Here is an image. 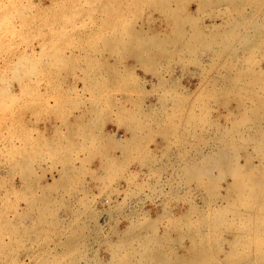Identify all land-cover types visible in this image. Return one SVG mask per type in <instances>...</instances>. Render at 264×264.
Returning a JSON list of instances; mask_svg holds the SVG:
<instances>
[{
	"label": "rangeland",
	"instance_id": "374dc122",
	"mask_svg": "<svg viewBox=\"0 0 264 264\" xmlns=\"http://www.w3.org/2000/svg\"><path fill=\"white\" fill-rule=\"evenodd\" d=\"M199 1L0 0V264H108L113 260L111 256L113 264L123 258L132 264H147L142 250H138L140 244L133 238L143 232L154 234L157 240L152 248L169 253L173 260L178 256L189 260L201 247L204 254L201 252L198 258L203 264H264V200L251 202L247 197L246 203V198L238 200L235 193L223 194L224 182L230 180V175L223 176L222 170L213 166L214 161L201 158L205 152L214 154L224 142L237 140L240 147L232 148L234 155H230L235 158L229 163L245 164L249 160L262 165L264 158L261 160L253 141L264 132V120H256L259 115L264 118V109L259 105L264 104L260 101L264 94L252 92L251 88L260 89L264 84V72L259 71L264 68V45L243 54L244 48L243 53L239 52L241 44L236 38H227L226 30L237 23L243 24L239 30H244L243 22L249 19L243 16L244 1ZM233 17L236 21L232 23ZM229 21L231 26L226 24ZM214 25L224 26L214 29ZM139 41L140 46L134 49ZM220 42L228 44L227 50H223L226 43ZM231 47H235L233 51L240 49L235 50L236 56L235 52L232 56ZM248 53L253 54L251 58ZM251 61L257 63L253 66ZM246 67L253 71L252 77L262 76L250 88L241 84L244 75L239 76ZM231 83L236 89L244 86L236 90L230 88L234 86ZM62 94L66 101L61 100ZM62 101L69 103L68 110L88 108L94 134L84 137L91 158L87 169L80 159L66 161V151L52 149L39 130L25 128L35 108L48 117ZM237 101L246 103L241 106ZM248 106L255 107L258 114L253 111V115L257 118ZM243 107L247 120L256 119L253 123L244 121V135L231 139L232 130L242 125L237 112ZM69 114H60V120ZM233 118L238 119V124ZM107 125L119 131L108 136ZM252 128L261 132L254 135ZM118 133L121 136L116 138ZM95 159L96 168L92 167ZM205 166L210 171L202 168ZM233 195L243 206L226 200ZM144 218L145 222L149 218L147 227L141 222ZM240 237L245 239L230 245Z\"/></svg>",
	"mask_w": 264,
	"mask_h": 264
},
{
	"label": "bare ground",
	"instance_id": "6f19581e",
	"mask_svg": "<svg viewBox=\"0 0 264 264\" xmlns=\"http://www.w3.org/2000/svg\"><path fill=\"white\" fill-rule=\"evenodd\" d=\"M239 1H241V0H239ZM244 1V5L246 4V5H248V6H250V10L248 9V10H246L245 9V6H244V8H242V7H240V8H242V9H244V13H243V16L244 15H248L249 16V19L247 20V19H245V20H247L246 22H243L244 23V30H239V29H242V28H239V26L240 27H243L241 24H239V23H237V22H235V23H237V26H238V28H236L235 26H233V27H231L228 31L226 30V34L228 35L227 36V38L230 36L232 39H233V41L235 40L234 38H236V41L237 42H239L241 45H243V46H241L240 44H238L237 46H239L240 45V51L239 50H237V48L235 49L236 51H239V52H242V47L244 48V52L245 51H247V52H251L252 53V51L254 50V48L256 49V48H260V46H262V45H264V0H242V2ZM199 2H201V0L199 1ZM204 2H206V0L204 1ZM203 2V3H204ZM223 2V1H222ZM235 2V1H234ZM238 2V1H237ZM209 3V2H208ZM219 4V3H218ZM235 4V3H234ZM237 4V3H236ZM240 4V3H239ZM197 5V4H196ZM233 6V5H232ZM231 8V7H230ZM225 7H224V10H223V12L225 11ZM233 9V8H232ZM162 10V9H161ZM231 10V9H230ZM238 10V9H237ZM240 10V9H239ZM242 11V10H241ZM241 11H239V12H241ZM227 12V11H226ZM203 13V12H202ZM230 13V12H229ZM242 13V12H241ZM229 15V14H228ZM239 16H240V14H238ZM242 15V14H241ZM221 16H223L222 14H221ZM230 16V15H229ZM237 16V15H236ZM247 16V17H248ZM171 17V16H170ZM224 17V16H223ZM222 17V18H223ZM228 17V16H227ZM234 17H235V15H234ZM234 17H233V20H232V18L230 19V21L232 20V23H233V21H236V20H234ZM241 17V16H240ZM225 18V17H224ZM243 18H241V20H242ZM220 20H222V19H220ZM239 20V19H238ZM230 21H229V23L227 22H225L226 24H227V26H228V24L230 25ZM211 22H213V21H211ZM221 22V21H220ZM240 22H242V21H240ZM232 23H231V25H232ZM183 24V23H182ZM209 24V23H208ZM207 25V24H206ZM205 25V26H206ZM210 25V24H209ZM208 25V26H209ZM230 25V26H231ZM236 25V24H235ZM204 26V27H205ZM214 26H217V28L215 27L214 29H218V26H219V28L221 27V25H214ZM224 26V25H223ZM222 26V27H223ZM226 26V25H225ZM226 26V27H227ZM212 27V26H211ZM221 27V28H222ZM213 28V27H212ZM220 28V29H221ZM184 29V28H183ZM206 29V28H205ZM224 29V28H223ZM191 30V29H190ZM211 30V29H210ZM213 30V29H212ZM198 32V31H197ZM206 32V31H205ZM212 32V31H211ZM215 32V31H214ZM213 32V33H214ZM219 32V31H218ZM223 32V33H224ZM217 33V32H216ZM222 33V32H221ZM221 33H219V36H222V35H220ZM222 33V34H223ZM224 33V34H225ZM139 34V33H138ZM204 34H206V33H204ZM126 35V34H125ZM151 35H153V34H151ZM122 36V35H121ZM205 36V35H204ZM102 37V36H101ZM135 37V36H134ZM172 37V36H171ZM174 37V36H173ZM133 38V37H132ZM137 38V40L139 39L138 37H136ZM198 38H200V37H198ZM224 38H226L225 37V35H224ZM141 39V38H140ZM146 39V38H145ZM181 39V38H180ZM187 39V38H186ZM203 39V38H202ZM205 39V38H204ZM221 38H219V40H220ZM222 39H223V37H222ZM221 39V40H222ZM230 39V38H229ZM129 40V39H128ZM134 40H136V39H134ZM133 40V41H134ZM224 40V39H223ZM222 40V41H223ZM228 40V39H227ZM226 40V41H227ZM133 41H132V43H133ZM181 41V40H180ZM203 41V40H202ZM217 41V40H216ZM225 41V40H224ZM142 41H139L138 42V44L137 43H135V46H134V49H135V47L136 46H140L139 44L141 43ZM188 42V41H187ZM219 42V41H218ZM227 42H229V41H227ZM173 43V42H172ZM220 43H222V42H220ZM224 43H226V42H223L221 45H223ZM230 43V42H229ZM234 43V42H233ZM236 43V42H235ZM234 43V44H235ZM130 44V43H129ZM137 44V45H136ZM161 44V43H160ZM164 44V43H163ZM116 45V44H115ZM179 45V44H178ZM210 45V44H209ZM226 45H228L227 43L225 44V46L223 45V47L225 48L226 47ZM230 45H231V43H230ZM110 46V45H109ZM130 46V45H129ZM133 45H131V47H132ZM182 46V45H181ZM187 46V45H186ZM236 46V45H235ZM236 46V47H237ZM125 47V46H124ZM124 47H123V49H124ZM142 47V46H141ZM140 47V48H141ZM175 47H176V45H175ZM179 47V46H178ZM191 47V46H190ZM210 47V46H209ZM262 47H264V46H262ZM133 48V47H132ZM184 48V47H183ZM219 48V47H218ZM229 48V47H228ZM232 48V56L234 55V52H235V56L237 55L236 53H238V52H236L235 50L233 51V49L235 48V47H231ZM258 48V49H259ZM131 49V48H130ZM138 49V48H137ZM185 49V48H184ZM40 50V49H39ZM160 50V49H159ZM178 50H179V48H178ZM223 50H227V47H226V49H223ZM123 51V50H122ZM190 51V50H189ZM230 51V50H229ZM255 51V50H254ZM253 51V52H254ZM258 51H261L262 52V49L261 50H258ZM182 52V51H181ZM219 53H220V51H218ZM226 52V51H225ZM231 52V51H230ZM134 53H135V51H134ZM180 53V52H179ZM243 53V52H242ZM250 53V54H251ZM187 54V53H186ZM220 54H222V53H220ZM240 54V53H239ZM243 54H246V52L245 53H243ZM249 54V53H248ZM247 54V57H249L250 56V58H251V56L253 55H248ZM136 54H134V56H135ZM137 55H138V53H137ZM224 55H225V53H224ZM139 56V55H138ZM167 56V55H166ZM183 56V55H182ZM228 56V55H227ZM244 56V55H243ZM246 56V55H245ZM171 57V56H170ZM238 57H240V56H238ZM235 58V57H234ZM245 58V57H244ZM140 59V58H139ZM180 59V58H179ZM237 59V58H236ZM28 60V59H27ZM23 61V60H22ZM167 61V60H166ZM229 61V60H228ZM249 61H250V59H249ZM254 61V60H253ZM257 61V60H256ZM115 62V61H114ZM229 62H231V61H229ZM229 62H227V63H229ZM235 62L237 63V61L235 60ZM113 63V62H112ZM233 64H234V62H232ZM231 63V64H232ZM255 64L257 63V62H254ZM253 63V64H254ZM225 64V63H224ZM230 64V66H232ZM251 64H252V61H251ZM252 64V65H253ZM21 65V64H20ZM156 65H158V64H156ZM229 65V64H228ZM238 65V64H237ZM105 66V65H104ZM230 66H229V69H230ZM233 66H235V64L233 65ZM249 66V65H248ZM254 66V65H253ZM260 66V65H259ZM21 67V66H20ZM251 67V66H250ZM250 67L249 68H247L246 67V70L244 71L243 70V72H244V74H243V72H242V70H240L241 71V73L242 74H240V72H239V76L240 75H244V78H243V80L241 81V84L242 83H244L245 84V86L247 85L248 87L251 85V87H252V85L253 84H255V83H257L258 81L260 82V80L258 79V78H260V77H262V76H264V75H262L261 76V74H260V77L258 76V78L256 79L255 77H252V74H254L253 73V71L250 69ZM224 68H226V66L224 67ZM232 68V67H231ZM237 68H239L240 69V66L239 67H237ZM237 68H236V70H237ZM253 68H255V67H253ZM30 70V69H29ZM31 70H32V68H31ZM163 70V69H162ZM222 70V69H221ZM235 70V69H234ZM235 70V71H236ZM27 71V70H26ZM25 71V72H26ZM146 71V70H145ZM200 71V70H199ZM228 71H230V70H228ZM238 71V70H237ZM237 71H236V73H237ZM257 71H258V69H257ZM259 71H261V73L262 72H264V68H261V70H259ZM221 72V71H220ZM226 72V71H225ZM231 72V71H230ZM229 72V73H230ZM234 72V71H233ZM108 73V72H107ZM119 73V72H118ZM228 72H226V74H227ZM236 73H232V74H236ZM259 73V72H258ZM258 73L256 74V75H258ZM26 74V73H25ZM225 74V76H227ZM16 75V74H15ZM221 76V75H220ZM223 76V75H222ZM221 76V77H222ZM224 76V77H225ZM254 76V75H253ZM14 77V76H13ZM217 77V76H216ZM219 77V76H218ZM217 77V78H218ZM220 77V78H221ZM228 77H229V75H228ZM234 77V75H232V78ZM238 77V76H237ZM34 78V77H33ZM239 78V77H238ZM105 79V78H104ZM213 79V78H212ZM229 79V78H228ZM234 79V78H233ZM262 79V78H261ZM215 80H217V79H215ZM218 80H220L219 78H218ZM230 80H231V77H230ZM239 80V79H238ZM241 80V79H240ZM211 81V80H210ZM234 81H236L235 79H234ZM244 81V82H243ZM226 82H228V81H226ZM230 82V81H229ZM239 82V81H238ZM209 83V82H208ZM232 83H233V80H232ZM231 83V85H234V84H236L237 82H235L234 84H232ZM262 83H264V82H262ZM262 83H259V85L260 84H262ZM177 84V83H176ZM211 84V83H210ZM213 84H214V86H215V83L213 82ZM212 84V85H213ZM230 84V83H229ZM238 84V83H237ZM240 85V84H239ZM258 85V86H259ZM211 86V85H210ZM219 86V85H218ZM221 86V85H220ZM238 86V85H237ZM244 85H242V87H243ZM246 86V87H247ZM173 87V86H172ZM213 87V86H212ZM234 87H236L235 85L233 86V87H231L230 86V88H234ZM242 87L240 88V86L238 87L239 88V90L240 89H242ZM237 88V89H238ZM250 88V87H249ZM210 89V88H209ZM234 89H236V88H234ZM236 89V90H237ZM246 91L247 90H249V92H250V89H246V88H244ZM252 89V92H262L261 94H264V84H262L261 85V88L260 89H254V88H251ZM262 89V90H261ZM212 90H214V88L212 89ZM260 90V91H259ZM209 91V90H208ZM211 91V90H210ZM244 91V90H243ZM236 92V91H235ZM240 92V91H239ZM167 93V92H166ZM205 93V92H204ZM228 93V92H227ZM234 93V92H233ZM236 93H238V92H236ZM234 94V95H236L237 96V94ZM246 93V92H245ZM245 93L243 94V95H245ZM251 93V92H250ZM249 93V94H250ZM168 94V93H167ZM206 94V93H205ZM248 94V93H247ZM246 94V95H247ZM177 95V94H176ZM241 95V94H240ZM239 95V96H240ZM251 95H254V94H251ZM255 95H256V93H255ZM260 94H257V97H259V100L261 99L260 97L261 96H259ZM170 96V95H169ZM200 96V95H199ZM242 96V95H241ZM195 97V96H194ZM197 97V96H196ZM204 97V96H203ZM221 97V96H220ZM245 97V96H244ZM253 97V96H252ZM251 97V98H252ZM254 97H256V96H254ZM256 97V98H257ZM262 97H264V96H262ZM165 98V97H164ZM172 98V97H171ZM181 98V97H180ZM199 98V97H198ZM208 98V97H207ZM177 99H178V96H177ZM216 99V98H215ZM245 99V98H244ZM243 99V100H244ZM258 99V98H257ZM256 99V100H257ZM262 99H264V98H262ZM260 100V101H264V100ZM199 100V99H198ZM206 100H208V99H206ZM205 100V101H206ZM232 100V99H231ZM238 100V99H237ZM252 100H253V98H252ZM201 101V100H200ZM199 101V102H200ZM219 101V100H218ZM241 101V100H240ZM260 101H257V102H259L260 103ZM161 102V101H160ZM179 102V101H178ZM186 102V101H185ZM216 102V101H215ZM230 102V101H229ZM239 101H237V103H238ZM243 102H245V101H243ZM243 102L241 103V104H243ZM171 103V102H170ZM177 103V102H176ZM176 103H174V104H176ZM193 103V102H192ZM222 103V102H221ZM246 103V102H245ZM201 104V103H200ZM204 104V103H203ZM236 104V103H235ZM240 104V102L238 103V105ZM240 104V105H241ZM163 105V104H162ZM170 105V104H169ZM173 105V104H172ZM185 105H186V103H185ZM191 105V104H190ZM194 105V104H193ZM245 105V104H244ZM248 105H250V104H248ZM255 105H257V103L255 104ZM260 105V107L262 108V109H264V107H262V106H264V104H262L261 105V103L259 104ZM259 105H257L258 107H259ZM161 106V105H160ZM181 106V105H180ZM242 106V105H241ZM252 106V105H251ZM169 107V106H168ZM171 107H173V106H171ZM183 107V106H182ZM198 107H201V109H202V107L203 106H198ZM234 107V106H233ZM232 107V108H233ZM235 107H239V106H235ZM234 107V108H235ZM245 107H246V105H245ZM249 108H250V106H248ZM257 108V107H256ZM260 108V109H261ZM183 109V108H182ZM191 109V108H190ZM198 109V108H197ZM205 109V108H204ZM207 109V108H206ZM210 109V108H209ZM216 109V108H215ZM237 109V108H236ZM246 109H248V108H246ZM253 109V110H252ZM261 109V110H262ZM80 110V109H79ZM172 110V109H171ZM180 110V109H179ZM189 110V109H188ZM227 110V109H226ZM229 110V109H228ZM238 110V109H237ZM260 110V111H261ZM163 111H164V109H163ZM201 111V110H200ZM230 111H231V109H230ZM245 111V109H244V107L242 108V109H240L238 112H237V114L238 113H240L241 114V116H242V119L244 118V120H243V122H242V120H240V118H241V116H239L238 117V119H239V125L240 124H242V125H240L241 127H239L238 125V127L239 128H237L236 127V129L234 128L233 130H232V132H231V139H233V137L235 136H243L244 135V130L242 131V127L244 126L243 124H244V121H249V120H247L248 119V117H247V119H246V113L244 112ZM249 111V109L247 110V112ZM253 111H256V109H255V107L253 106L252 108H250V111L249 112H251V114L253 115ZM258 111H259V109H258ZM260 111H259V113H260ZM165 112V111H164ZM163 112V113H164ZM229 111H227V113H228ZM234 112V111H233ZM245 113V116H244V114L242 115V113ZM190 113V112H189ZM193 113V112H192ZM226 113V112H225ZM231 113L232 112H230L229 114H230V116H231ZM255 113H257V111L256 112H254V114ZM85 114V113H84ZM169 114H171V113H169ZM175 114H176V112H175ZM185 114V113H184ZM220 114H223V113H220ZM228 114V115H229ZM234 114V116L236 117V114L235 113H233ZM233 114H232V116H233ZM258 114V113H257ZM257 114H255V115H257ZM261 114L262 115H264V112H262L261 111ZM164 115H166V114H164ZM196 115V114H195ZM224 116L223 117H225L226 115L225 114H223ZM239 115V114H238ZM247 115H249V114H247ZM172 116V115H171ZM244 116V117H243ZM250 116V115H249ZM254 116V115H253ZM164 117V116H163ZM174 117V116H173ZM226 117H228V116H226ZM252 117V116H251ZM254 117H256V116H254ZM259 118H254V119H252V120H257L258 121V123H259V120H264V118H262L260 115L258 116ZM261 117V118H260ZM166 118V117H165ZM170 118V117H169ZM189 118H191V116L189 117ZM205 118V117H204ZM216 118V117H215ZM100 119V118H99ZM167 119V118H166ZM185 119V118H184ZM199 119V118H198ZM206 119V118H205ZM237 119V120H238ZM162 120V119H161ZM172 120V119H171ZM170 120V121H171ZM178 120V119H177ZM201 120H202V118H201ZM231 120H232V118H231ZM235 120L236 119H234L233 118V121H234V123H236L235 122ZM236 120V121H237ZM252 120H250L249 122H252ZM140 121V120H139ZM155 121V120H154ZM167 121V120H166ZM169 121V120H168ZM188 121H189V119H188ZM199 121V120H198ZM205 121V120H204ZM203 121V122H204ZM227 121H229V119L228 120H226V122ZM233 121H231L232 122V124H233V127H234V123H233ZM256 121V122H257ZM182 122V121H181ZM184 122V121H183ZM193 122V121H192ZM195 122V121H194ZM225 122V121H224ZM225 122V123H226ZM240 122H242V123H240ZM248 122V123H249ZM262 122V121H261ZM163 123V122H162ZM172 123V122H171ZM178 123V122H177ZM189 123V122H188ZM202 123V122H201ZM238 123H236V124H238ZM253 123V122H252ZM252 123H250L251 125H255V124H252ZM165 124V123H164ZM196 124V123H195ZM203 124V123H202ZM228 124H230V122L228 123ZM232 124H230V128L232 127L231 125ZM236 124H235V126H236ZM262 124H264V122H262ZM262 124H261V126H262ZM155 125H157V124H155ZM169 125V124H168ZM174 125V124H173ZM188 125V124H187ZM204 125V124H203ZM211 125H213V124H211ZM225 125V124H224ZM248 125V124H247ZM258 125V124H257ZM101 126V125H100ZM136 126V125H135ZM158 126V125H157ZM190 126H192V125H190ZM202 126V125H201ZM256 126V125H255ZM255 126H252V127H255ZM159 127V126H158ZM195 127H197L196 125H195ZM203 127V126H202ZM202 127H201V129H202ZM227 127V126H226ZM228 127H229V125H228ZM248 126H245V128H247ZM250 127V126H249ZM259 127H260V125L257 127L258 129H259ZM145 128V127H144ZM198 128V127H197ZM229 128V129H230ZM256 128V129H257ZM168 129H170V128H168ZM204 129V128H203ZM225 129V128H224ZM232 129V128H231ZM247 129H249V128H247ZM255 129V128H254ZM258 129H257V131H258ZM164 130H166V129H164ZM174 130V129H173ZM176 130V129H175ZM174 130V131H175ZM200 130V129H199ZM250 130V129H249ZM252 130H253V128H252ZM260 130H261V127H260ZM134 131V130H133ZM219 131V130H218ZM217 131V132H218ZM228 131V130H227ZM227 131H226V133H227ZM231 131V130H230ZM229 131V132H230ZM143 132V131H142ZM158 132V131H157ZM179 133L180 132H182V131H178ZM208 132H210V131H208ZM224 132V131H223ZM254 132H256V131H254L253 130V133ZM261 132V131H260ZM259 131L258 132H256V133H260ZM164 133V132H163ZM172 133H173V131H172ZM193 133V132H192ZM201 133V132H200ZM250 133V132H249ZM248 133V134H249ZM252 133V134H253ZM91 134V133H90ZM89 134V135H90ZM136 134V133H135ZM149 134V133H148ZM160 134V133H159ZM170 134H171V132H170ZM174 134H175V132H174ZM194 134H197V133H194ZM230 134V133H229ZM246 134V133H245ZM158 135V134H157ZM173 135V134H172ZM188 135V134H187ZM219 135H220V133H219ZM218 135V136H219ZM223 135V134H222ZM221 135V136H222ZM250 135H251V133H250ZM254 135H255V133H254ZM253 135V136H254ZM257 135V134H256ZM262 135H264V132H262V134L261 135H258L259 136V139H260V136H262ZM91 136V135H90ZM135 136V135H134ZM177 136H179V134L177 135ZM190 136V135H189ZM192 136V135H191ZM201 136V135H200ZM216 136V135H215ZM227 136V135H226ZM253 136H249V137H253ZM182 137V136H181ZM185 136H183V138H184ZM220 137V136H219ZM224 137V136H223ZM240 137L239 138H237V139H240ZM248 137V138H249ZM147 138V137H146ZM201 138V137H200ZM243 138V137H242ZM255 138H258V137H255ZM163 139H165V138H163ZM185 139V138H184ZM214 139V138H213ZM218 139H220V138H218ZM223 140H225L226 141V139L227 138H222ZM229 139V138H228ZM227 139V140H228ZM244 139V138H243ZM243 139H241V141L243 140ZM255 140V141H253L254 142V144H255V148H256V150L262 155V156H260V158L262 157V158H264V138H262V139H260V140ZM97 140V139H96ZM188 140V139H187ZM248 140V139H247ZM251 140H253V139H251ZM250 140V141H251ZM150 141V140H149ZM218 141V140H217ZM99 142V141H98ZM106 142V141H105ZM219 142H223V141H219ZM244 142H245V140H244ZM243 142V143H244ZM252 142V141H251ZM252 142V143H253ZM61 143V142H60ZM139 143V142H138ZM216 143V142H215ZM218 143V142H217ZM228 144H226V142H224V146H220L219 145V147L217 148V147H214L216 150H215V152H214V154H212L213 153V151H211V153L209 152V153H204L202 156H201V158L203 159V160H209V161H211V162H213L212 164H213V166L215 165L216 166V169H218V168H220V170H222V175L223 174H225V173H227V175L230 177V180L229 179H226L225 180V182H224V191H222L223 192V194H225L226 192L228 193V192H230L231 194L232 193H235L236 194V196L238 197V200H243V199H245L246 198V203H248V200H249V198H250V200L249 201H251V199H258V200H260V199H262V200H264V161H262V165L261 164H254V163H252L251 161H246V163L245 164H241L240 162H236V163H233V162H230L229 163V161L230 160H233L232 159V157H234L233 155H234V153H232L231 151H232V148H236V147H240V144H239V146H237V140H236V142L235 141H231L230 143L229 142H227ZM242 142H241V144H243ZM128 144V143H127ZM173 144V143H172ZM187 145H188V143H186ZM190 144H191V142H190ZM201 144V143H200ZM204 144V143H203ZM219 144V143H218ZM218 144H216L215 146H217ZM121 145V144H120ZM141 145V144H140ZM195 145V144H194ZM208 145V144H207ZM82 146V145H81ZM106 146V145H105ZM184 146V145H183ZM191 146V145H190ZM212 146H214V145H212ZM165 147V146H164ZM192 147V146H191ZM210 147V146H209ZM251 147V146H250ZM124 148H126V147H124ZM130 148V147H129ZM134 148V147H133ZM177 148V147H176ZM182 148V147H181ZM185 148V147H184ZM213 148V147H212ZM252 148V147H251ZM138 149V148H137ZM194 149V148H193ZM203 149V148H202ZM229 149H231V150H229ZM253 149V148H252ZM182 150H184V149H182ZM213 150V149H212ZM135 151V150H134ZM197 151H199V150H197ZM196 151V152H197ZM203 151V150H202ZM238 151V150H237ZM148 152V151H147ZM184 152V151H183ZM194 152H195V150H194ZM201 152V151H200ZM234 152V151H233ZM198 153V152H197ZM238 153V152H237ZM88 154V153H87ZM177 154V153H176ZM230 154H233L232 156L230 155ZM249 154V153H248ZM257 154V153H256ZM161 155V154H160ZM137 156V155H136ZM185 156H186V154H185ZM237 156V155H236ZM184 157V156H183ZM195 157V156H194ZM146 158V157H145ZM148 158V157H147ZM235 158V157H234ZM236 158H238V156L236 157ZM245 158V157H244ZM246 158H249L248 156L246 157ZM262 158H261V160H262ZM137 159V158H136ZM180 159V158H179ZM253 159V158H252ZM139 160H142V159H139ZM191 160V159H190ZM229 160V161H228ZM199 161H201V159L199 160ZM226 161L228 162V164H230V165H228V164H226ZM260 161V160H259ZM186 162V161H185ZM185 162H184V165H185ZM198 162V161H197ZM205 162H208V161H205ZM202 163V162H201ZM232 163H233V165H232ZM240 163V164H239ZM260 163V162H259ZM192 164V163H191ZM190 165V164H189ZM188 165V166H189ZM191 166V165H190ZM201 166H204V165H201ZM207 166V165H206ZM205 166V167H206ZM208 166H210V165H208ZM105 167V166H104ZM192 167V166H191ZM199 167V166H198ZM198 167H197V169H198ZM211 167H212V165H211ZM210 167V168H211ZM218 167V168H217ZM103 168V167H102ZM110 168V167H109ZM183 168V167H182ZM187 168V167H186ZM186 168L184 169V170H186ZM193 168H194V166H193ZM193 168H191V169H193ZM203 169H208L207 167L206 168H204V167H202ZM111 169V168H110ZM182 169V170H183ZM191 169H190V172H191ZM197 169H196V171H197ZM202 169V170H203ZM223 169H225L226 170V172H225V170H224V172H223ZM115 170V169H114ZM154 170V169H153ZM199 170H200V172H201V167L199 168ZM205 170H203L204 172L202 173V175L205 173ZM209 170V169H208ZM219 170V169H218ZM194 171V170H193ZM192 171V172H193ZM210 171V170H209ZM171 172V171H170ZM185 172V171H184ZM197 172H199V171H197ZM112 173V172H111ZM175 173H176V170H175ZM186 173V172H185ZM218 173V172H217ZM189 174V172L187 173V175ZM192 175H193V173H191ZM196 174H199V173H196ZM209 174V173H208ZM219 174V173H218ZM217 174V175H218ZM151 175V174H150ZM177 175V174H176ZM184 175V174H183ZM195 175V174H194ZM200 175V174H199ZM206 175V174H205ZM204 175V176H205ZM208 176V175H207ZM215 176V175H214ZM218 176H220V178H221V175L219 174ZM223 176H225V175H223ZM72 177V176H71ZM186 177H188V176H186ZM201 177V176H200ZM105 178V177H104ZM191 178V177H190ZM197 178V177H196ZM177 179V178H176ZM181 179V178H180ZM189 179V178H188ZM187 179V180H188ZM199 180V179H198ZM207 180V179H206ZM213 180V179H212ZM212 180H211V182H212ZM202 181H204V180H202ZM214 181H215V179H214ZM213 181V182H214ZM201 183V182H200ZM216 183V182H215ZM184 184H185V182H184ZM206 184V183H205ZM200 185V184H199ZM207 185V184H206ZM205 186V185H204ZM129 187V186H128ZM199 187V186H198ZM223 187H221V188H223ZM139 188V187H138ZM203 188V187H202ZM215 188V187H214ZM217 188V187H216ZM219 188V187H218ZM73 189V188H72ZM205 189V188H204ZM74 191V190H73ZM226 191V192H225ZM76 193V192H75ZM218 194V193H217ZM222 194V193H221ZM231 194H229V195H231ZM157 195V194H156ZM214 196V195H213ZM220 196V198H222L221 197V195H219ZM234 196V195H233ZM232 196V197H233ZM208 197V196H207ZM224 197H226V196H224ZM228 197V196H227ZM232 197H229L230 199H226V200H228V201H230L231 202V205H233V203H232V201L233 202H235L234 204H236V203H238V204H242V202H240V201H235L234 200V198H235V196L233 197V199H232ZM236 197V198H237ZM247 197H248V200H247ZM148 198H149V196H148ZM215 198V197H214ZM137 199V198H136ZM222 199H224V198H222ZM109 200V199H108ZM225 200V201H226ZM207 201V200H206ZM214 201V200H213ZM221 201V199H219V202ZM227 201V202H228ZM245 201V200H244ZM254 201V200H253ZM253 201H251V202H253ZM257 201V200H256ZM124 202V201H123ZM132 202V201H131ZM203 202V201H202ZM258 202V201H257ZM140 203V202H139ZM245 203V202H244ZM124 204V203H123ZM228 204V203H227ZM230 204V203H229ZM254 204H256V203H254ZM260 204H261V202H260ZM219 205V204H218ZM224 205L226 206V204H223V208H224ZM231 205H229V206H231ZM239 205V207L241 208V206ZM246 205V204H245ZM247 205H249V204H247ZM251 205V204H250ZM221 206V205H220ZM238 206V205H237ZM242 206H243V204H242ZM253 206V205H252ZM261 206V205H260ZM260 206H258L259 208H261ZM192 207H193V205H192ZM222 207V206H221ZM232 207V206H231ZM234 207V209L235 210H237V207H235V206H233ZM239 207H238V209H239ZM249 207V206H248ZM257 207V206H256ZM250 208V207H249ZM248 208V209H249ZM215 209V208H214ZM232 210H233V208H231ZM254 209H256L255 207H254ZM131 210V209H130ZM222 210V209H221ZM258 210V209H257ZM262 210H264V209H262ZM231 211V210H230ZM259 211V210H258ZM257 211V212H258ZM216 212V211H215ZM222 212V211H221ZM221 212H219L220 214H221ZM234 212V211H233ZM238 212H239V210H238ZM262 212V211H261ZM129 213V212H128ZM204 213V212H203ZM223 213V212H222ZM236 213V212H235ZM243 213V212H242ZM246 213V212H245ZM256 213V212H255ZM125 214V213H124ZM206 214V213H205ZM218 214V213H217ZM231 214V213H230ZM239 214V213H238ZM237 214V215H238ZM241 214V213H240ZM261 214V213H260ZM260 214H258V216L260 215ZM255 215V214H254ZM257 215V214H256ZM185 216V215H184ZM247 216V215H246ZM222 217H224L223 215H222ZM231 217V216H230ZM238 217V216H237ZM248 217V216H247ZM249 217H251V216H249ZM257 217V216H256ZM260 217H262L261 215H260ZM150 218V217H149ZM148 218V219H149ZM227 218V217H226ZM232 218V217H231ZM241 219H242V217H240ZM253 218V217H252ZM145 219L146 218H144L141 222H145ZM148 219L146 220V222H145V224H143V225H145V227H147V226H149V225H147L148 223L147 222H150V221H148ZM216 219H218V217L216 218ZM222 219V218H221ZM230 219V218H229ZM246 219V218H245ZM254 219V218H253ZM151 220V219H150ZM202 220V219H201ZM244 220V219H243ZM261 220V219H260ZM154 221V220H153ZM152 221V223H153V225H154V222ZM203 221V220H202ZM220 221V220H219ZM257 221V220H256ZM141 222H138V225H142L141 224ZM227 222V221H226ZM238 222H240L239 220H238ZM238 222H237V224H238ZM247 222V221H246ZM140 223V224H139ZM220 223H221V221H220ZM224 223V222H223ZM233 223V222H232ZM231 223V224H232ZM254 223V222H253ZM135 224V223H134ZM134 224H130V226H132V225H134ZM228 224H230L229 222H228ZM241 224V223H240ZM249 224H250V222H249ZM255 224V223H254ZM62 225V224H61ZM137 224H136V226H138ZM246 225V224H245ZM135 226V225H134ZM228 226H230V225H228ZM260 227H262L261 225H259ZM224 227V226H223ZM258 227V226H257ZM137 228H139V226L137 227ZM201 228V227H200ZM229 229H230V227H228ZM233 228V227H232ZM237 228V227H236ZM216 229V228H215ZM246 229V228H245ZM191 230V229H190ZM234 230V229H233ZM251 230V229H250ZM249 230V231H250ZM124 231V230H123ZM216 231V230H215ZM219 231V230H218ZM240 231V230H239ZM242 231V230H241ZM246 230H244V232H245ZM192 232V231H191ZM209 232V231H208ZM226 232V231H225ZM258 232V231H257ZM135 233V232H134ZM230 233V232H229ZM243 233V232H242ZM246 233H247V231H246ZM157 233H155V235H156ZM161 234V233H160ZM236 235V234H235ZM252 235V234H251ZM133 236V235H132ZM132 236H130V237H132ZM166 236V235H165ZM192 236V235H191ZM205 236V235H204ZM219 236H220V234H219ZM136 238V240L138 241V243L140 244V248L138 249V250H142V251H140L141 252V255L142 256H144L145 257V259H146V261H147V264H203L202 263V261H201V259L200 258H198V257H200V255H201V252H202V249L203 248H201V247H199L198 248V251L196 252V253H194L192 256H191V258L188 260V259H186V258H184V257H182V256H178L176 259H171V257H170V254L169 253H162V252H159V250L158 251H156L155 249H153L152 248V245L154 244V241L155 240H157L156 239V236H154V234H148L147 232H143V234H137L136 236H133V238ZM158 237H159V235H158ZM183 237V236H182ZM206 237V236H205ZM208 237V236H207ZM221 237V236H220ZM197 238V237H196ZM200 238H202V237H200ZM106 239V238H105ZM160 239V238H159ZM163 239V238H162ZM167 239H168V237H167ZM199 239V238H198ZM243 239H245V237H243ZM243 239H241V237L240 238H238V239H235V240H233L232 241V243H230V245L232 244V245H234V246H236L237 244H238V242L240 241V240H243ZM132 240V239H131ZM171 240V239H170ZM228 240V239H227ZM59 241V240H58ZM68 241V240H67ZM208 241V240H207ZM219 241V240H218ZM221 241V240H220ZM223 241V240H222ZM1 242V241H0ZM159 242V241H158ZM161 243H163V242H161ZM225 243V242H224ZM229 243V242H228ZM65 244V243H64ZM67 245H68V243H66ZM75 244V243H74ZM131 244V243H130ZM240 245L242 244L241 242L239 243ZM71 245V244H70ZM127 245H128V243H127ZM157 245V244H156ZM196 245V244H195ZM131 246V245H130ZM217 246V245H216ZM59 247V246H58ZM166 247V246H165ZM187 247V246H186ZM160 248H162L161 246H160ZM241 248V247H240ZM116 249V248H115ZM135 249V248H134ZM197 249V248H196ZM234 249V248H233ZM111 250V249H110ZM237 251V250H236ZM238 251H240V250H238ZM238 251L236 252L237 254H238ZM245 251V250H244ZM137 252V251H136ZM167 252V251H166ZM132 253H133V251H132ZM134 253H135V250H134ZM203 253V252H202ZM210 253V252H209ZM241 253V252H240ZM112 253H110V255H111ZM204 254V253H203ZM236 254V255H237ZM126 255H128V254H126ZM130 255V254H129ZM128 255V256H129ZM138 255H140V254H138ZM138 255H137V258H140V257H138ZM239 256H241L240 254H238ZM243 255V254H242ZM245 255V254H244ZM262 255V254H261ZM53 256V255H52ZM69 256V255H68ZM124 256V255H123ZM123 256H122V258H123ZM132 256V255H131ZM202 256V255H201ZM117 257V256H116ZM121 257V256H120ZM126 257V256H125ZM143 257V258H144ZM173 257V256H172ZM71 258V257H70ZM111 259H113L112 261H111V259H110V261H111V263H108V264H113L114 262V257L113 256H111L110 257ZM228 258V257H227ZM242 258V257H241ZM54 259V258H53ZM120 259V258H119ZM124 259V258H123ZM122 259V261H120V260H116L115 262V264H132L131 262H127V261H124ZM141 259V258H140ZM238 259H240V258H238ZM253 259V258H252ZM142 261H143V259H142ZM145 261V262H146ZM113 262V263H112ZM137 262H138V260H137ZM144 262V263H145ZM208 262V261H207ZM206 262V263H207ZM233 262V261H232ZM253 262V261H252ZM58 263V262H57ZM103 263V262H102ZM54 264H55V262H54ZM60 264V263H59ZM105 264V263H104Z\"/></svg>",
	"mask_w": 264,
	"mask_h": 264
},
{
	"label": "crops",
	"instance_id": "0c3cea01",
	"mask_svg": "<svg viewBox=\"0 0 264 264\" xmlns=\"http://www.w3.org/2000/svg\"><path fill=\"white\" fill-rule=\"evenodd\" d=\"M78 87H81V85L78 84ZM49 93L51 92H41L42 95ZM60 97L61 100L63 99L66 101L63 94ZM53 104V101L49 102L50 106ZM68 105L69 103L60 102L54 113L50 114L48 117L41 115L40 111L35 108V113L31 117V120L26 121L25 128L39 130V132L43 133L47 138L48 144L52 149L57 151L63 149L66 151L63 156L66 161L80 159L85 163L83 167L87 169V162L91 158L88 157V143H85L84 137L94 134V126L89 121L87 107L80 106V108L72 110L69 108L68 110ZM63 113L70 114L65 120H60V114ZM107 129L108 136L109 134L111 135L113 131H119L116 130L117 128L115 126L111 125H107ZM75 135L80 136V138L76 139L77 137H74ZM108 145H111L110 141ZM116 154L119 155V152L116 151ZM97 164L98 159H95L92 167L96 168ZM83 167H81L80 170H83Z\"/></svg>",
	"mask_w": 264,
	"mask_h": 264
},
{
	"label": "built area",
	"instance_id": "2783aa9c",
	"mask_svg": "<svg viewBox=\"0 0 264 264\" xmlns=\"http://www.w3.org/2000/svg\"><path fill=\"white\" fill-rule=\"evenodd\" d=\"M120 136H121V134H119V133H118V134H116V138H118V137H120Z\"/></svg>",
	"mask_w": 264,
	"mask_h": 264
}]
</instances>
